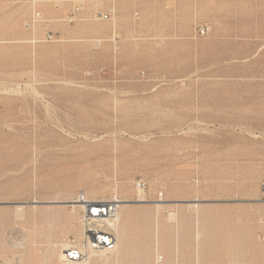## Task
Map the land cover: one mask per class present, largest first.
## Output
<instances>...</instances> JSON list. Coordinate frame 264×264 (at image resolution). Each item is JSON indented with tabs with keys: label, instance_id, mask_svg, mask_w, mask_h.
Wrapping results in <instances>:
<instances>
[{
	"label": "rangeland",
	"instance_id": "obj_1",
	"mask_svg": "<svg viewBox=\"0 0 264 264\" xmlns=\"http://www.w3.org/2000/svg\"><path fill=\"white\" fill-rule=\"evenodd\" d=\"M38 8L0 0V264H65L81 191L125 200L88 264H264V0Z\"/></svg>",
	"mask_w": 264,
	"mask_h": 264
},
{
	"label": "built area",
	"instance_id": "obj_2",
	"mask_svg": "<svg viewBox=\"0 0 264 264\" xmlns=\"http://www.w3.org/2000/svg\"><path fill=\"white\" fill-rule=\"evenodd\" d=\"M45 1L30 0L32 16L25 24L27 28L34 29L38 23L45 22L44 15L38 8L39 3ZM99 14L103 19H110L111 16L110 11L100 12ZM209 30V26H201L198 29V34L205 36L209 33ZM53 37L54 34L51 32L45 34V39L53 40ZM137 186L140 189H145L146 182L140 179L137 182ZM76 200L81 208L82 238L69 239L64 251V262L88 264L94 253H114L117 250L118 235L111 225V221L115 220L119 209L118 199H91L84 191H81ZM164 262L165 256L162 253H158L155 257L154 264H164Z\"/></svg>",
	"mask_w": 264,
	"mask_h": 264
},
{
	"label": "bare ground",
	"instance_id": "obj_3",
	"mask_svg": "<svg viewBox=\"0 0 264 264\" xmlns=\"http://www.w3.org/2000/svg\"><path fill=\"white\" fill-rule=\"evenodd\" d=\"M118 201H119V207H124L125 206V204L123 203L125 200H121V199H118ZM136 201H139V202H145V201H148L147 200V198H146V196L144 195V194H142V195H140V197L136 200ZM163 201H166V200H163L162 198L161 199H158V200H156V204L157 205H161L162 203L161 202H163ZM73 207H80V205H79V203H77V200L76 199H72V200H69L68 201ZM125 212V210H124V208L122 209H119L118 211H117V215H116V220H117V222H119V219H120V216L122 215V213H124ZM117 222H111V225L116 229V227H117V225H118V223ZM80 238H82V234L80 233L79 234V239ZM65 248L64 249H62V251H61V254H60V257L63 259L64 258V254H65ZM119 256H116L114 259H117ZM60 258V259H61ZM65 264H77V263H75V262H69V263H65Z\"/></svg>",
	"mask_w": 264,
	"mask_h": 264
}]
</instances>
